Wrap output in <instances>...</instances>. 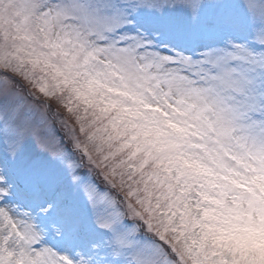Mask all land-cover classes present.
Returning <instances> with one entry per match:
<instances>
[{
  "label": "snow or ice",
  "instance_id": "snow-or-ice-1",
  "mask_svg": "<svg viewBox=\"0 0 264 264\" xmlns=\"http://www.w3.org/2000/svg\"><path fill=\"white\" fill-rule=\"evenodd\" d=\"M0 264H264V0H0Z\"/></svg>",
  "mask_w": 264,
  "mask_h": 264
}]
</instances>
